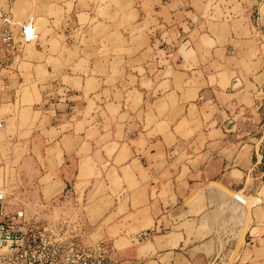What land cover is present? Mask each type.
I'll return each mask as SVG.
<instances>
[{"label": "crops", "instance_id": "obj_1", "mask_svg": "<svg viewBox=\"0 0 264 264\" xmlns=\"http://www.w3.org/2000/svg\"><path fill=\"white\" fill-rule=\"evenodd\" d=\"M0 7L33 32L0 69V171L36 172L5 212L111 264H264V0Z\"/></svg>", "mask_w": 264, "mask_h": 264}, {"label": "built area", "instance_id": "obj_2", "mask_svg": "<svg viewBox=\"0 0 264 264\" xmlns=\"http://www.w3.org/2000/svg\"><path fill=\"white\" fill-rule=\"evenodd\" d=\"M29 26L0 7V69L13 60L23 42L32 39ZM51 95L44 93L47 99ZM3 123L0 117V127ZM5 199V192L0 191V264H111L110 248L104 241H82L77 228L67 221H48L23 211L6 213Z\"/></svg>", "mask_w": 264, "mask_h": 264}, {"label": "rangeland", "instance_id": "obj_3", "mask_svg": "<svg viewBox=\"0 0 264 264\" xmlns=\"http://www.w3.org/2000/svg\"><path fill=\"white\" fill-rule=\"evenodd\" d=\"M257 10V9H256ZM262 15L264 17V7L261 8L260 12L257 13V11H255V13L252 14L251 16V20L252 22L254 21H258L259 20V16ZM264 19V18H263ZM255 23H253V25L255 26V31L260 32V34L264 33V29H262V26L260 27H256L258 25H255ZM261 30V31H259ZM9 62V61H8ZM7 62V63H8ZM10 63L7 64V66ZM9 146V145H8ZM13 149L20 151L19 148V143L16 142L14 143V145L12 146ZM19 155L17 157L12 156L11 157V161H18ZM21 164V163H20ZM20 164H15L13 165V167H16V170H10L7 171L6 173H3L0 171V191H4L6 194H9V200L11 199L13 201V197L17 196V197H27V198H31L34 192V188L31 186H27L26 183L31 180V181H35L36 178V172H27L25 169L24 172L22 171H18ZM4 178V181H2V179ZM236 194V193H235ZM238 195H240V193H237ZM231 197L234 196V193H230ZM240 198L246 203V199L242 196H240ZM245 206H248V203L245 204ZM9 214H13L14 212H6Z\"/></svg>", "mask_w": 264, "mask_h": 264}, {"label": "water", "instance_id": "obj_4", "mask_svg": "<svg viewBox=\"0 0 264 264\" xmlns=\"http://www.w3.org/2000/svg\"><path fill=\"white\" fill-rule=\"evenodd\" d=\"M235 201H237V202H239V203H243V200L242 199H240L237 195H234L233 197H232Z\"/></svg>", "mask_w": 264, "mask_h": 264}, {"label": "bare ground", "instance_id": "obj_5", "mask_svg": "<svg viewBox=\"0 0 264 264\" xmlns=\"http://www.w3.org/2000/svg\"><path fill=\"white\" fill-rule=\"evenodd\" d=\"M239 198H240V195L236 194ZM241 199V198H240Z\"/></svg>", "mask_w": 264, "mask_h": 264}]
</instances>
